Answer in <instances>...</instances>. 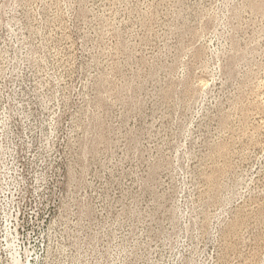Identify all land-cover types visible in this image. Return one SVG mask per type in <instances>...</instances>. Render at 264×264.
<instances>
[{
	"label": "rangeland",
	"instance_id": "rangeland-1",
	"mask_svg": "<svg viewBox=\"0 0 264 264\" xmlns=\"http://www.w3.org/2000/svg\"><path fill=\"white\" fill-rule=\"evenodd\" d=\"M0 264H264V0H0Z\"/></svg>",
	"mask_w": 264,
	"mask_h": 264
}]
</instances>
